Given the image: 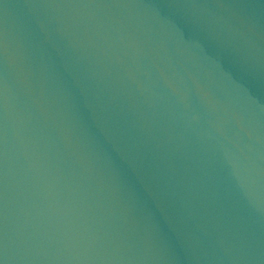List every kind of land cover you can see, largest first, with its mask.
Listing matches in <instances>:
<instances>
[{
  "label": "water",
  "instance_id": "1",
  "mask_svg": "<svg viewBox=\"0 0 264 264\" xmlns=\"http://www.w3.org/2000/svg\"><path fill=\"white\" fill-rule=\"evenodd\" d=\"M0 264H264V0H0Z\"/></svg>",
  "mask_w": 264,
  "mask_h": 264
}]
</instances>
